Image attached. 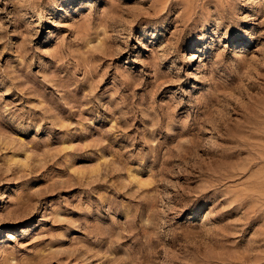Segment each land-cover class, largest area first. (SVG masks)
<instances>
[{
    "label": "rangeland",
    "instance_id": "obj_1",
    "mask_svg": "<svg viewBox=\"0 0 264 264\" xmlns=\"http://www.w3.org/2000/svg\"><path fill=\"white\" fill-rule=\"evenodd\" d=\"M0 264H264V0H0Z\"/></svg>",
    "mask_w": 264,
    "mask_h": 264
},
{
    "label": "bare ground",
    "instance_id": "obj_2",
    "mask_svg": "<svg viewBox=\"0 0 264 264\" xmlns=\"http://www.w3.org/2000/svg\"><path fill=\"white\" fill-rule=\"evenodd\" d=\"M252 2H253V1H252ZM256 2H257V1H256ZM256 2H255V3H256ZM255 3H253V4H255ZM256 5H257V4H256ZM254 7H255V6H254ZM49 18H50V17H49ZM195 56H196L195 52H191V56H189V57H190V58H193V57H195ZM189 57H188V58H189ZM183 58H184V57H183ZM185 59H186V58H185ZM197 62H198V61H197Z\"/></svg>",
    "mask_w": 264,
    "mask_h": 264
}]
</instances>
